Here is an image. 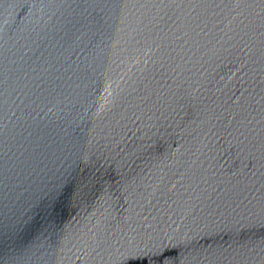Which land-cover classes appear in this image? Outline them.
Listing matches in <instances>:
<instances>
[{
    "label": "water",
    "instance_id": "1",
    "mask_svg": "<svg viewBox=\"0 0 264 264\" xmlns=\"http://www.w3.org/2000/svg\"><path fill=\"white\" fill-rule=\"evenodd\" d=\"M0 264H264V0H0Z\"/></svg>",
    "mask_w": 264,
    "mask_h": 264
}]
</instances>
